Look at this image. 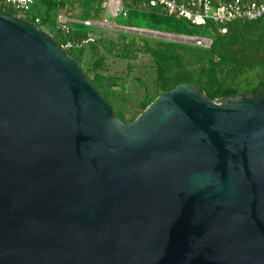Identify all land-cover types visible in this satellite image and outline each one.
Instances as JSON below:
<instances>
[{"label":"water","instance_id":"obj_1","mask_svg":"<svg viewBox=\"0 0 264 264\" xmlns=\"http://www.w3.org/2000/svg\"><path fill=\"white\" fill-rule=\"evenodd\" d=\"M0 264H264V92L184 82L127 122L0 9Z\"/></svg>","mask_w":264,"mask_h":264},{"label":"trees","instance_id":"obj_2","mask_svg":"<svg viewBox=\"0 0 264 264\" xmlns=\"http://www.w3.org/2000/svg\"><path fill=\"white\" fill-rule=\"evenodd\" d=\"M102 1L35 0L32 7L40 9V5H43V13L36 14L32 19H27L36 22L35 18L39 16L41 22H36V24L39 27L45 24L51 25L61 37L60 39L56 38L65 43L67 37L56 29L57 12L68 2H73L78 4L81 9L82 13L78 16L80 19H97L104 17L105 9L102 7ZM146 2L148 0H123L127 15H119L121 17L119 24L176 34L209 36L212 38V42L207 47L121 31L115 39L106 41L100 36L93 42L76 44L69 48L70 54L77 58L81 64H85V70L91 81L102 93L106 97L109 95L119 106L127 107V111L122 113V117L117 114L121 119H126L127 122L133 121L158 95L184 82L198 84L211 99L243 91L264 92L263 20L233 21L224 25L227 30L222 32L220 25L214 21H208L204 25L193 24L186 18L169 13L162 5L151 6ZM2 7L3 5H0V9L9 12ZM68 24L73 30L71 38L74 41L81 40L90 32L88 28L90 25L82 22L69 21ZM129 35L131 36L129 37ZM100 43L110 52L115 53L118 50V56L129 60L135 56L136 51L149 53L156 65L154 91L146 90L145 94L137 101L129 102L123 95L114 96V93L117 92L114 85H122L124 83L122 78L104 75L99 71L91 76V72L96 70L104 60L103 55H99ZM87 53L94 56L87 59ZM107 83H111V85L108 86ZM130 114L131 117H129Z\"/></svg>","mask_w":264,"mask_h":264},{"label":"rangeland","instance_id":"obj_3","mask_svg":"<svg viewBox=\"0 0 264 264\" xmlns=\"http://www.w3.org/2000/svg\"><path fill=\"white\" fill-rule=\"evenodd\" d=\"M2 8L8 10L12 14L21 15L31 19L34 18L36 14L43 13L44 10L43 5H40V9H38L37 7H32V9L27 12L17 10L12 6H3ZM60 10L65 11L62 13H65L68 17L79 15L80 13H82L79 5L74 4L73 2H68ZM120 18L121 17L119 16L116 19H113L110 13L105 11L104 17L97 19L92 18L93 21H96L97 24L90 25V27L88 28L96 39L102 36L106 41L115 39L119 36V32L123 31L128 34H137L183 43H192V41H190L188 37L181 34L149 28L129 27L119 24ZM42 27L52 33L55 37H58L59 39L61 38L58 35L57 31L51 25L45 24ZM130 36L131 35H129V37ZM117 43L121 45L119 41H117ZM118 44L116 46L117 48ZM100 45L99 55H103L104 60L96 70L91 72V76H94V73L96 71H99L104 75H111L122 78V80L124 81L122 85H114V88L117 91L114 93L115 97L123 95L129 102H134L141 98L145 94L146 90L154 91L156 85V65L149 53L144 51H136L135 56L129 60L127 58L118 56V50H116L115 53L110 52L102 43H100ZM92 56L94 55L87 53L86 58L90 59ZM82 65L85 68V64ZM107 85L109 86L111 85V83H107ZM107 98L112 103L117 114L122 117V113L127 111V107L119 106L109 95H107ZM129 117H131V114L129 115Z\"/></svg>","mask_w":264,"mask_h":264},{"label":"built area","instance_id":"obj_4","mask_svg":"<svg viewBox=\"0 0 264 264\" xmlns=\"http://www.w3.org/2000/svg\"><path fill=\"white\" fill-rule=\"evenodd\" d=\"M56 1L61 2L62 0ZM34 2L35 0H0V5L12 6L17 10L27 12L31 10ZM146 4L151 6L162 5L169 13L186 18L193 24L204 25L208 21H214L220 25L222 32L227 30L224 25L233 21L258 19L264 21V0H148ZM102 7L110 13L113 19L119 15H127L123 0H103ZM62 12L65 11L59 10L57 14L56 29L67 37L65 43H62L67 50L76 44L82 45L95 40V36L89 32L81 40L74 41L71 38L73 30L68 24L71 21L70 17ZM35 21L39 23L41 18L38 16ZM36 22L34 23L36 24ZM80 22L87 25L97 24L92 18L82 19ZM181 35L188 37L192 43L200 46L208 47L212 42V38L209 36Z\"/></svg>","mask_w":264,"mask_h":264},{"label":"crops","instance_id":"obj_5","mask_svg":"<svg viewBox=\"0 0 264 264\" xmlns=\"http://www.w3.org/2000/svg\"><path fill=\"white\" fill-rule=\"evenodd\" d=\"M80 14H81V13H80ZM80 14H79V15H80ZM79 15L71 16V17H70V20H71V21H74V22H80L82 19H80V18L78 17Z\"/></svg>","mask_w":264,"mask_h":264}]
</instances>
